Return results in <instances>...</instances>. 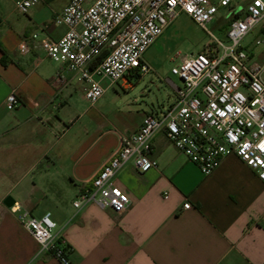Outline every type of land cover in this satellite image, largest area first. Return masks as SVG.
<instances>
[{
  "label": "crops",
  "instance_id": "0c3cea01",
  "mask_svg": "<svg viewBox=\"0 0 264 264\" xmlns=\"http://www.w3.org/2000/svg\"><path fill=\"white\" fill-rule=\"evenodd\" d=\"M43 9L21 14L0 0V264H61L40 251L16 206L35 217L51 214L70 264H264V183L231 154L202 174L163 131L151 139L155 168L141 178L129 164L117 173L114 184L130 200L122 213L94 202L73 205L120 136L135 132L150 110L136 98L122 109L105 102L108 91L132 88V75L103 81L94 104L77 73L64 71L55 82L60 65L32 46L30 34L58 39L65 27L48 24ZM12 91L14 107L5 100ZM186 200L191 205L183 209Z\"/></svg>",
  "mask_w": 264,
  "mask_h": 264
},
{
  "label": "built area",
  "instance_id": "2783aa9c",
  "mask_svg": "<svg viewBox=\"0 0 264 264\" xmlns=\"http://www.w3.org/2000/svg\"><path fill=\"white\" fill-rule=\"evenodd\" d=\"M10 1L19 13L26 14L42 0ZM220 9L228 18V44L214 37L209 48L174 54L178 62L170 73L181 83L173 84V101L159 113L145 114L135 132L120 136L118 149L94 175L90 185L82 189L73 201L74 206L94 202L116 214L122 213L130 200L127 192L114 184V179L128 164L136 178L156 167V160L148 154L151 139L159 131L204 175L231 154L264 183L263 68L252 63L250 54L240 45L264 18V0H67L48 22L64 26L63 34L51 39L39 38L33 32L30 37L36 41L34 48L42 49L60 65L54 81L61 82L64 71L77 73L85 83L87 102L94 104L105 92L103 81L117 84L129 75L150 70L142 59L143 53L179 13H185L206 30V23ZM20 50L25 52L28 46ZM5 100L9 106H16L15 92L9 93ZM190 205L186 200L182 207L187 209ZM15 209L21 211L18 219L39 243L40 251L61 264H70L51 214L45 212L35 217L18 206Z\"/></svg>",
  "mask_w": 264,
  "mask_h": 264
},
{
  "label": "rangeland",
  "instance_id": "374dc122",
  "mask_svg": "<svg viewBox=\"0 0 264 264\" xmlns=\"http://www.w3.org/2000/svg\"><path fill=\"white\" fill-rule=\"evenodd\" d=\"M63 1L50 0L46 3H39L44 8L43 16L49 13L45 19L50 21L49 17L52 12L57 11ZM227 22L225 11L220 9L215 18L206 23V30H203L185 13H179L143 53L142 59L150 70L140 73L138 78L132 75L130 79L133 84L132 88L127 90L117 88L116 93L113 90L108 91L105 95V102L116 103L122 109L129 99L136 98L137 105L141 104L142 108L149 109L150 113H159L174 99L171 82L181 83L176 75L170 73L172 66L178 62L174 54L179 51L185 54L203 50L204 47L213 45L215 38L224 45L228 44L225 30ZM262 23H258L250 30L240 41V45L250 54L251 62L264 69V35L259 32V26ZM256 40L259 42L256 43Z\"/></svg>",
  "mask_w": 264,
  "mask_h": 264
},
{
  "label": "trees",
  "instance_id": "16d2710c",
  "mask_svg": "<svg viewBox=\"0 0 264 264\" xmlns=\"http://www.w3.org/2000/svg\"><path fill=\"white\" fill-rule=\"evenodd\" d=\"M226 29H227V25H226L225 30H226ZM209 47H211V45H208L207 47H204L203 49H205V48H209ZM1 61L3 62V58L1 59ZM134 76L138 78V77L140 76V74H139V73H136Z\"/></svg>",
  "mask_w": 264,
  "mask_h": 264
}]
</instances>
